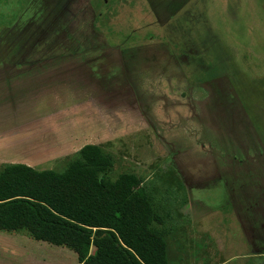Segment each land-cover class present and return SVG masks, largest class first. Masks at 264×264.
Returning <instances> with one entry per match:
<instances>
[{"label":"rangeland","instance_id":"rangeland-1","mask_svg":"<svg viewBox=\"0 0 264 264\" xmlns=\"http://www.w3.org/2000/svg\"><path fill=\"white\" fill-rule=\"evenodd\" d=\"M11 4L0 6L3 23L14 14L0 25V59L12 46H29L16 54L47 61L54 74L51 84L18 81L17 98L0 101L21 120L41 118L18 155L34 169L61 171L82 145L97 144L112 158L108 179L131 172L141 180L165 230L169 264H264V255L249 256L240 241L246 232L252 245L264 246V230L253 222L238 230L216 180L264 175V0ZM136 44L141 51L131 60L144 52L146 68L136 61L121 67L105 50ZM74 45L84 48L79 60L66 56ZM158 50L169 52L166 59ZM97 55L99 64L91 60ZM205 59L217 63L213 80L197 84L194 69ZM255 213L264 215V207ZM0 264L78 263L70 249L19 231L0 232Z\"/></svg>","mask_w":264,"mask_h":264},{"label":"trees","instance_id":"trees-1","mask_svg":"<svg viewBox=\"0 0 264 264\" xmlns=\"http://www.w3.org/2000/svg\"><path fill=\"white\" fill-rule=\"evenodd\" d=\"M3 5L11 6V0H0ZM111 164L108 153L86 143L61 171L2 165L0 232L24 231L64 246L78 264H168L165 230L149 194L134 173L108 179Z\"/></svg>","mask_w":264,"mask_h":264},{"label":"crops","instance_id":"crops-1","mask_svg":"<svg viewBox=\"0 0 264 264\" xmlns=\"http://www.w3.org/2000/svg\"><path fill=\"white\" fill-rule=\"evenodd\" d=\"M149 46H154V45L151 44ZM140 47H142V45L136 44L133 46L129 45L126 47L115 45V46H109L105 50L106 52H108V48H110V61L112 63L116 62L121 67H125L126 69H128V67L133 68V66H131L132 64H128V66H125V64L128 62L134 63V61H136L142 67L146 68L148 66L146 64V59H145L146 56L144 52L139 54L138 59L131 60L133 57L132 56L133 52L136 51L140 53L141 51ZM28 48L29 46H26V47L22 46L21 48L20 46L18 48H15V46H12L10 56L6 59H0V101H1V104H3L2 103L3 97H7V99L17 98L16 96L13 95L14 92H17V90L13 91L16 83H19V82L26 83L25 86L27 87L32 81H36L38 85L40 83H46V82H49V84H51L50 83L52 79L51 75L53 76L54 74H51V70H50L51 67H49L48 65L46 66L47 61L36 60L35 58H32V57L29 58L28 56H26L25 58V56H22L23 54L19 56L18 54H16V53H20L18 51H21V52L30 51ZM64 48H66V45ZM83 49L84 48H78L77 45H74V47H72V49L70 50L72 53L66 54V56H68L69 58H72V60L73 59L79 60L81 56L83 55V53H81ZM156 49L163 50L164 48L162 49L160 47H156ZM67 50L68 49H66L65 51ZM157 52H159L158 58L165 57V59L169 53L167 52L166 54L159 50ZM122 53H125V55H123ZM99 58L100 56L97 55L95 57H92L91 60L93 61L94 59V63L99 64L100 63ZM149 58H152V57L149 56ZM205 60H203V62L201 63H197L198 65L194 69V73L196 74V76H194V81H197L196 82L197 84L203 83L204 81L202 82V80L211 79L210 73L212 71L210 69L209 64ZM78 64H81V63H78ZM184 64H187V61H185ZM81 65H84V64H81ZM167 65H171V64L167 63ZM87 67L90 73L94 72L95 67H93L91 63ZM74 68H75L74 66H70L69 67L70 72L71 73L75 72L74 75H80L78 71L72 70ZM162 69H164V67ZM46 70H47V75L44 73L46 72ZM87 75H88V72H87ZM41 76L43 78H46V80H43V79L36 80V77H41ZM111 80L113 81V78ZM47 88L49 90H52L51 86H48ZM6 105L7 107L2 105V107L0 108V118H2L0 119V127H1L0 128V163H2L3 165L8 164V163H22V164L32 167L31 164L29 162H26L27 160L24 159L27 155H25L24 153L21 156H19L16 151V147L17 145L23 144V142L26 143V140L29 141L31 138L35 137L37 130L35 129L34 123L37 120L39 121V119L41 120V118H37L36 121L35 120L31 121V119L21 120L17 116V113L15 114V111L13 110L11 105L8 103H6ZM43 125L44 124H42L41 126ZM19 127H23V128H19ZM218 131H219V128L217 127L216 132ZM48 149H49V146H48ZM216 180L218 181L220 185H222V188L225 190L226 197L223 203H225V205L229 207L228 213L234 218L233 221L236 224V227L238 228V226L239 227L242 226L245 222L252 225V222H253L254 224H259L264 230V215L261 216V213H259L260 215L255 213V211H258L260 207H264V175L260 177V175H258L257 173L255 174L250 173L247 176H242L241 174H239L230 180L225 175L223 177L219 175V177ZM216 180L214 182H216ZM228 185H230V188L228 187ZM195 186H198V183ZM205 204L206 206H210L208 203H205ZM243 206H245V211L249 213V215L245 217V220L238 217L239 213L243 211L242 210ZM208 208L210 209V207ZM213 209H216V208H213ZM253 230H254L253 233L255 234L256 228L254 227ZM241 235H242L241 237H243V238L240 237L241 243L248 245L249 251L251 252V255L249 256L254 257L255 253H264V246H261L259 244L252 245V242H256V239L249 240L250 236L246 232ZM165 251H166V258L169 264L170 259L167 256V248L165 249Z\"/></svg>","mask_w":264,"mask_h":264},{"label":"flooded vegetation","instance_id":"flooded-vegetation-1","mask_svg":"<svg viewBox=\"0 0 264 264\" xmlns=\"http://www.w3.org/2000/svg\"><path fill=\"white\" fill-rule=\"evenodd\" d=\"M174 54L172 53V51H171V54H170V57H172ZM205 61H207V63L210 65L211 63H214L215 64V66H217V63H215L214 61H209V60H205ZM173 62H178L177 60H175V59H173ZM201 62H203V61H198L197 63H201ZM213 80V78H211L210 80H207L206 82L208 83V82H211ZM259 254H262V255H264V253H255L254 254V256L255 255H259Z\"/></svg>","mask_w":264,"mask_h":264}]
</instances>
